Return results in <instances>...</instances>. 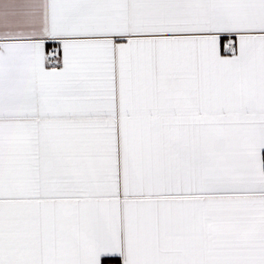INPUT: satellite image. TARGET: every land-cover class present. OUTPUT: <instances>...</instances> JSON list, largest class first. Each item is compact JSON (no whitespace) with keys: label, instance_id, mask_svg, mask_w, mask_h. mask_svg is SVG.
I'll return each mask as SVG.
<instances>
[{"label":"snow or ice","instance_id":"snow-or-ice-1","mask_svg":"<svg viewBox=\"0 0 264 264\" xmlns=\"http://www.w3.org/2000/svg\"><path fill=\"white\" fill-rule=\"evenodd\" d=\"M0 264H264V0H0Z\"/></svg>","mask_w":264,"mask_h":264}]
</instances>
